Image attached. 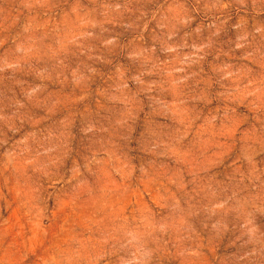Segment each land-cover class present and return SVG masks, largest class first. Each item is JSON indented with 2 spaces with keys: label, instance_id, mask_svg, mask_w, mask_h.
Segmentation results:
<instances>
[{
  "label": "rangeland",
  "instance_id": "rangeland-1",
  "mask_svg": "<svg viewBox=\"0 0 264 264\" xmlns=\"http://www.w3.org/2000/svg\"><path fill=\"white\" fill-rule=\"evenodd\" d=\"M0 264H264V0H0Z\"/></svg>",
  "mask_w": 264,
  "mask_h": 264
}]
</instances>
